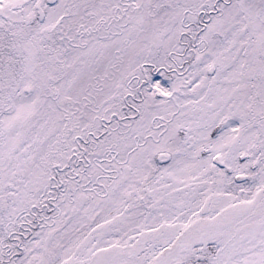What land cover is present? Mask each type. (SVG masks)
<instances>
[{"label":"snow or ice","instance_id":"snow-or-ice-1","mask_svg":"<svg viewBox=\"0 0 264 264\" xmlns=\"http://www.w3.org/2000/svg\"><path fill=\"white\" fill-rule=\"evenodd\" d=\"M0 264H264V0H0Z\"/></svg>","mask_w":264,"mask_h":264}]
</instances>
